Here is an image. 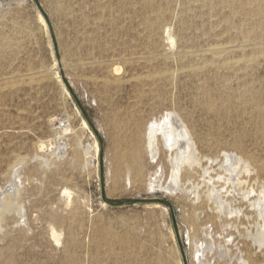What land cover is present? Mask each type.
Returning a JSON list of instances; mask_svg holds the SVG:
<instances>
[{
	"label": "rangeland",
	"instance_id": "1",
	"mask_svg": "<svg viewBox=\"0 0 264 264\" xmlns=\"http://www.w3.org/2000/svg\"><path fill=\"white\" fill-rule=\"evenodd\" d=\"M100 1L105 6H98L96 0H69L70 11L64 13L61 0H0V42L4 44L0 57V186L9 183L12 170L24 161L18 181L21 210L11 233L0 241V262L1 247L16 239L17 260L28 264H197L193 236L197 233L200 243L204 237L190 225V205L182 202L180 193L164 189L169 183L165 176L154 189L147 185L155 168H147L142 187L117 182L116 140L124 144L130 137L126 117L141 111L146 123L161 109L158 98L139 102L149 86L135 78L165 71L173 77L162 83L163 103L186 118L202 153L223 149L264 160V128L258 113L252 104L238 99L247 84L264 105V24L255 12L232 16L227 7L213 11L221 13L212 24L187 0H171L167 22L172 23L178 42L165 59L163 39L146 22L155 13L141 9L134 0ZM226 17L235 29L226 30ZM214 32L218 36L211 38L213 42L237 45L230 57L257 55L259 59L246 71H196L195 67L209 62L204 50ZM183 36L196 55L178 58L182 55L179 37ZM113 65L120 67L121 80L106 86L107 70ZM206 93L214 96L221 112L206 107ZM229 94L231 102L226 100ZM55 116L67 118L73 128L65 135L69 146L64 154L55 150L61 124ZM42 141L48 142L43 150L39 148ZM45 156L47 170L30 174ZM86 157L90 161L85 167ZM65 189L71 197L65 196ZM224 199L233 207L248 208L237 196ZM71 205L79 207L74 244L68 242V224L56 223L62 232V243L57 244L50 239V225L55 215H69ZM247 214L250 218L241 216L236 221L241 233H257L264 222L256 213ZM200 224L209 228V237L214 239L207 254L212 263L243 264L239 256L244 255L251 259L247 264H264V246L253 245L251 240L246 244L240 232L225 224L216 228L204 214ZM124 237L131 239L129 248L121 243ZM96 240L102 242L99 248Z\"/></svg>",
	"mask_w": 264,
	"mask_h": 264
},
{
	"label": "bare ground",
	"instance_id": "2",
	"mask_svg": "<svg viewBox=\"0 0 264 264\" xmlns=\"http://www.w3.org/2000/svg\"><path fill=\"white\" fill-rule=\"evenodd\" d=\"M133 2H138L141 5V9L155 13L154 17L152 19L148 18L146 22L157 34H160L163 39L166 46L165 59H168L178 42V34L174 31L172 23L167 22V18H170L172 13L171 0H134ZM185 2L194 10L201 11L202 14L205 15L204 18L210 23L215 20L213 19L215 15L218 16L221 13V11L213 12L214 10H217L219 7L225 8L226 10L227 7L230 9L232 16H237L239 14L252 15V12H255L256 15H259L258 22L264 24V0H187ZM96 3L98 6L102 7L104 5L100 0H96ZM61 6L62 12L68 13L70 11L71 7L69 0H61ZM40 17L43 24L47 26L44 18L42 16ZM224 21L227 23L225 24L226 30L231 31L236 28V26L232 24L231 18L226 17ZM216 22L218 21H214L212 24ZM214 33L208 37V45L204 50L205 56L209 58V62L204 63L200 67L197 66L198 68L195 67L196 71L223 68L227 72H237L241 69H245L251 63L259 59L257 55H243L238 58L230 57L231 52L237 48V45L232 43L213 42L211 38L218 36V33ZM179 38L181 41L179 54L182 53V55L178 58H182L181 56H183V54L194 55L195 51L190 46L188 39L184 36ZM240 45L239 47L241 48L242 46ZM3 48L4 44L0 42V57ZM172 55L174 56V53ZM119 68L114 66L107 70L109 78L104 81L106 86L114 82H120ZM56 75L58 79H60L59 74L56 73ZM171 75L173 77L172 73L159 71L150 72L146 77L138 76L135 78L137 82L149 86V92L142 93L139 102L148 103L150 100L158 98L160 103L159 108L161 109L150 117L146 123H143L144 119L141 111L133 113L125 118L130 123L131 132L126 143L122 144L120 139V141L118 139L116 140L118 145L116 146L114 157V178L117 182L122 180L126 187L127 185L128 187L129 185L133 187L138 184L142 187L144 179L148 175V172H146L147 168H155L153 174L148 178L147 183L151 189H154L157 182H160L164 176L167 177L169 183L167 186H164V189L172 193H180L179 197L182 199V202L186 205H190L188 220L194 233L202 232L203 234L204 238L202 243H200L199 239L196 237L195 234L197 233L193 236L192 243L196 248V254H198L196 259L197 264H214L212 263L213 260L211 261L210 257L207 255L213 249L214 239L209 237V228L207 226L202 227L200 224L203 214L208 221L212 222L211 225H215L216 228L222 227L223 224L230 225L233 231L237 230V232H240V236L245 240L244 242L246 244H248L247 240H251L253 245L259 247L264 246V227L259 229L257 233L246 235V233H241L240 225L236 223L237 218L241 216L250 218V215L247 214L248 212L256 213L264 222V160L244 155L243 153H230L223 149L215 154L202 153L193 130L186 118L177 109L170 108L163 103L164 85H162V83L163 81L170 80ZM61 80H59L60 83H62ZM224 85L226 84L224 83ZM205 98L206 107L210 111L219 113L223 110L221 106L216 104L214 96L211 93H206ZM238 99L241 102L252 104L255 107L259 116L260 126L264 128V105L258 102L257 94L252 93L249 85L244 84L243 92L238 96ZM226 100L231 102L232 96L230 94L227 95ZM55 119L58 120L59 118L55 116ZM59 120L61 124L58 125V129H60L58 130L59 136L57 135L58 142H55L58 145L56 148L59 150H55L56 152L58 151L64 154L69 146L65 135L67 134L68 136V133H72L73 128L70 125L71 123H67V118L66 120L60 118ZM49 142L53 143L54 141L52 142L50 140ZM39 143V148L43 150L47 147L48 142L42 141ZM237 145L241 147V141L238 140ZM89 148L85 150L88 155L90 154ZM44 158H42L39 165L30 169V174L38 170L42 171L48 166L46 163H49V159H47V157L46 159ZM86 158L85 167L89 165L90 161V157ZM23 162L24 161H20L12 170L9 183L7 182V185L0 186V233L3 231V236L0 238V241H4L11 233L14 227L13 224L17 222V216L20 214L21 205L19 200L22 197V187L18 184V181H21L20 164ZM248 183L252 185H250V188L247 187V189H245L244 185ZM64 193L65 196H70V191H68V189H65ZM228 196H232L233 200L236 196L239 197L243 204L245 202L248 203L249 209L246 208V210L248 209L246 211L233 207L231 202L224 199ZM71 206L69 215H55L53 217L54 223L50 225V239L52 238L57 244L62 243V232L58 229L56 223L68 224V242L70 245L74 244L76 218L79 214V207L78 205ZM230 217H235L236 220L229 221L228 219ZM17 242L18 240L15 239V241L8 243L7 246L1 247L2 261L0 264H28L17 260V255L19 254L16 247ZM121 243L126 248H129L131 239L124 237L121 239ZM94 244L96 248H99L102 242L96 240ZM107 244L111 245V241H108ZM250 245L252 246V243ZM239 259L243 264H247L248 261L250 262L251 260L246 259L244 255L239 256ZM69 264L74 263L71 261Z\"/></svg>",
	"mask_w": 264,
	"mask_h": 264
}]
</instances>
